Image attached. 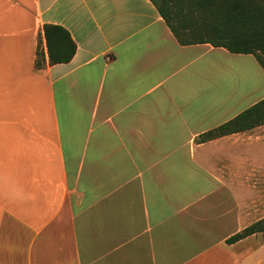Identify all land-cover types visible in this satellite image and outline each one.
<instances>
[{
    "label": "crops",
    "instance_id": "obj_1",
    "mask_svg": "<svg viewBox=\"0 0 264 264\" xmlns=\"http://www.w3.org/2000/svg\"><path fill=\"white\" fill-rule=\"evenodd\" d=\"M223 54L152 0H0V264H260L226 240L264 217V123L202 138L264 98L215 90Z\"/></svg>",
    "mask_w": 264,
    "mask_h": 264
},
{
    "label": "trees",
    "instance_id": "obj_2",
    "mask_svg": "<svg viewBox=\"0 0 264 264\" xmlns=\"http://www.w3.org/2000/svg\"><path fill=\"white\" fill-rule=\"evenodd\" d=\"M181 45L210 43L233 53L252 54L264 70V0H152ZM48 64L68 62L76 51L70 33L58 24H44ZM46 64L40 39L34 66ZM264 123V98L233 119L208 131L210 138L250 129ZM255 233L264 234V217L229 237L234 243Z\"/></svg>",
    "mask_w": 264,
    "mask_h": 264
},
{
    "label": "rangeland",
    "instance_id": "obj_3",
    "mask_svg": "<svg viewBox=\"0 0 264 264\" xmlns=\"http://www.w3.org/2000/svg\"><path fill=\"white\" fill-rule=\"evenodd\" d=\"M215 69L214 86L216 91L226 94L254 90L255 97L264 93V77L261 66L251 54L234 56L223 54L220 63L217 59ZM207 87L211 88L210 77H208ZM258 256L260 264H264V250L256 255V257Z\"/></svg>",
    "mask_w": 264,
    "mask_h": 264
}]
</instances>
